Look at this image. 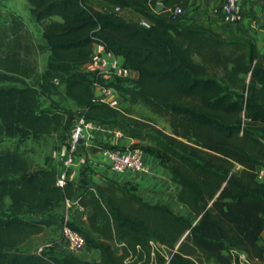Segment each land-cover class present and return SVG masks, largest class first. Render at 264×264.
I'll use <instances>...</instances> for the list:
<instances>
[{
	"label": "trees",
	"instance_id": "1",
	"mask_svg": "<svg viewBox=\"0 0 264 264\" xmlns=\"http://www.w3.org/2000/svg\"><path fill=\"white\" fill-rule=\"evenodd\" d=\"M26 1L41 25L47 65L37 72L20 22L12 20L10 32L0 22V136L70 129L78 115L113 123L128 137L152 141L145 149L168 169L179 187L176 200L190 214L132 194L113 200L95 186L87 220L103 238L78 231L99 250V260L57 256L53 244L39 252L25 249L33 236L59 222L50 212L72 197L74 185L66 180L57 186L54 169L34 167L21 152L6 149L0 152V264H262L264 52L256 43L172 19L168 9L186 0H99L131 9L149 21L147 28L86 0ZM93 43L138 72L135 79L114 77L107 85L128 104L163 118L168 132L149 117L130 116L124 105L94 100L97 71L81 68L91 60ZM62 84L78 110L40 111V94ZM127 202L136 208L129 210ZM79 203L85 205L82 198ZM113 238L124 244L119 254L111 249ZM149 240L169 248V257L152 256Z\"/></svg>",
	"mask_w": 264,
	"mask_h": 264
},
{
	"label": "crops",
	"instance_id": "2",
	"mask_svg": "<svg viewBox=\"0 0 264 264\" xmlns=\"http://www.w3.org/2000/svg\"><path fill=\"white\" fill-rule=\"evenodd\" d=\"M8 10L15 15H22L24 10H28L26 0H9ZM222 0H186L180 3L181 12L178 20L186 25L193 23H202L205 26L212 28L217 32H222L223 36H231L253 40L258 49L264 52V0H242V9L244 18L237 24L226 25L222 22L221 13H213V9L218 8ZM22 3L24 6H19ZM162 6L161 2L156 5V10ZM120 16L129 22H136L140 16L131 9H124ZM103 52V47L99 43H93V51L91 60L84 63L81 68L84 70L97 71L100 83L107 85L114 77L109 74H100L98 70L97 58ZM49 53V52H48ZM122 61V59L120 58ZM97 67V68H96ZM138 76L136 70L131 69L129 78L135 79ZM112 93L106 97L105 102L119 107L122 106L124 97L123 94L113 88ZM99 95V92H97ZM135 117L134 115H130ZM138 118V117H135ZM101 129L94 131V136L90 140H83L76 148L74 160L68 167L64 166L65 155L61 156L59 162H53L48 167L54 169L56 173L62 170L66 171L67 180L73 183L74 192L72 199L79 203V199L85 205L84 213L80 212L75 203L68 210L69 222L77 230L88 232L94 238H103L100 232H97L89 227L87 213L91 211L89 197L93 192V187L97 186L102 189L104 196L118 199L126 194H132L143 202L150 205L165 204L173 211L180 215L188 216L189 208L179 203L176 200V193L179 190L178 184L173 180L168 169L159 162V160L145 146L152 144L148 138L143 140L139 138H131L126 136L113 123L98 124ZM159 127L157 124L155 125ZM165 131H169L167 123H163ZM133 144H138L143 148L142 162L147 167L146 171L125 170L122 172L113 171L110 168L109 160L102 154L101 150L104 147H128ZM80 204V203H79ZM129 210L136 208L133 202H127ZM51 215L59 217L58 223H53L46 227L44 231L33 236L27 243V246H32L31 250H36L35 240L45 234L46 241L42 245L53 244L52 251L55 255L61 256L65 253H71L79 258L88 261H97L100 258L98 249L89 246L87 243L83 247L70 251L60 234V222L65 207L63 204L56 205L50 212ZM261 242L264 245V232L261 235ZM40 245V246H42ZM111 249L114 253L119 254L122 251L123 242L116 239L110 240ZM39 247V246H38ZM37 247V248H38ZM242 262H247L246 255L240 253ZM208 264H214L210 262ZM264 264V259L262 261Z\"/></svg>",
	"mask_w": 264,
	"mask_h": 264
},
{
	"label": "built area",
	"instance_id": "3",
	"mask_svg": "<svg viewBox=\"0 0 264 264\" xmlns=\"http://www.w3.org/2000/svg\"><path fill=\"white\" fill-rule=\"evenodd\" d=\"M106 6V11H111L117 15H120L124 9L117 5H109L103 3ZM169 15L172 19H178L181 8L179 4L171 6L169 9ZM221 13L222 22L226 25L237 24L244 18V12L242 9V0H222L218 8L213 9V13ZM137 25L143 28L149 27L150 23L145 18L140 17L136 21ZM103 47V45H102ZM98 70L100 74H109L118 78H129L131 69L126 67L120 60V57L113 52L106 50L103 47V52L97 58ZM57 83V80H54ZM94 100L97 102H105L107 96L112 93L111 87L101 84L98 81L93 82ZM99 92V95L97 94ZM101 129L93 120L85 117L84 115H78L72 125L70 133L69 144L66 150L64 159V166L68 167L73 163L74 153L77 146L83 141L90 140L94 136V131ZM121 131V130H120ZM102 154L109 160L110 168L113 171L122 172L125 170L132 171H146L147 167L142 162L143 150L139 146L128 147H104L101 150ZM258 178H264V168L258 170ZM67 180L66 171L62 170L57 173L56 185L64 187ZM77 203L72 198H65L63 205L65 207V213H63L60 222V234L62 240L65 242L67 248L70 251H75L84 246V236L75 228L70 225L68 218V210ZM77 208L80 212L84 213V207L77 203ZM150 254L153 256L155 253L162 254L166 259L169 257V248L153 240H149ZM43 246V245H42ZM42 246H39L36 251H40Z\"/></svg>",
	"mask_w": 264,
	"mask_h": 264
},
{
	"label": "rangeland",
	"instance_id": "4",
	"mask_svg": "<svg viewBox=\"0 0 264 264\" xmlns=\"http://www.w3.org/2000/svg\"><path fill=\"white\" fill-rule=\"evenodd\" d=\"M94 7L105 10L106 6L99 0H86ZM9 0H0V10H1V19L0 22L2 26L8 30L10 22L15 20L20 22L21 27L19 32L24 36V41L28 42L32 46L31 56L33 62L35 63L36 70L38 73H41L46 65L48 58V51L46 50L43 40L41 38V25L34 21L29 10L25 9L22 15H15L11 13L8 8ZM19 6H24L22 3H18ZM98 64L96 63V66ZM97 68V67H96ZM37 77L32 79V82L36 80ZM123 79V78H122ZM128 110L127 112L130 115H134L138 118H151L159 127L165 128L163 123H166L163 118L158 117L151 113L146 107L141 104H128L125 100L123 104ZM70 110L77 111L78 106L71 100H69L64 95V85H59L58 88L54 90L53 93L49 94H40L39 96V110L52 112L54 110ZM70 129H64L57 132H53L46 135H27L23 137H6L0 136V152L6 149L16 150L24 154L29 158L34 167L43 168L48 167L54 161L59 162L61 156H64L69 144ZM45 234L41 235L38 239L35 240L36 249L38 246L42 245L41 243L45 242ZM23 248L31 249L32 246L24 245Z\"/></svg>",
	"mask_w": 264,
	"mask_h": 264
}]
</instances>
